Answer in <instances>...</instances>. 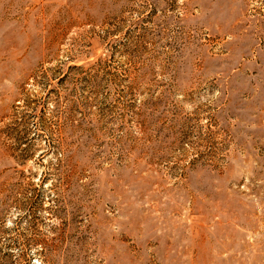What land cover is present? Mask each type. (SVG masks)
<instances>
[{
  "label": "rangeland",
  "instance_id": "obj_1",
  "mask_svg": "<svg viewBox=\"0 0 264 264\" xmlns=\"http://www.w3.org/2000/svg\"><path fill=\"white\" fill-rule=\"evenodd\" d=\"M0 264H264V0H0Z\"/></svg>",
  "mask_w": 264,
  "mask_h": 264
}]
</instances>
